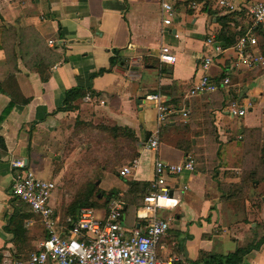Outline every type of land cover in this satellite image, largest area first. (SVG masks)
Instances as JSON below:
<instances>
[{
    "label": "crops",
    "instance_id": "0c3cea01",
    "mask_svg": "<svg viewBox=\"0 0 264 264\" xmlns=\"http://www.w3.org/2000/svg\"><path fill=\"white\" fill-rule=\"evenodd\" d=\"M163 1L174 8L168 25L161 22V0H0V117L12 101L0 120V264L4 253L15 258L27 256L15 252L12 235L3 229L11 212L9 161L25 160L26 165L31 163L35 168L41 140L64 116H76L84 107L105 121L131 129L136 137L132 144L137 166L127 176L119 173L112 177L115 180L107 186L104 176L99 175L95 181L103 192L115 191L113 197L122 200L121 222L126 231L140 224L135 213L144 193L140 185L130 190L128 182H149L155 158L178 164L187 154L185 139L168 134L184 119L180 116L169 117L166 123L170 127H159L155 150L143 146L146 133L156 128L153 103L144 99L146 94L161 93L171 105L187 101V131L197 128L198 112L213 107L222 152L220 168L227 170L224 163L230 159L232 180L264 184V67L231 72L228 53L215 59L207 71L215 81L225 75L231 81L227 88L205 94L215 96L213 104L202 95L182 97L197 79L203 39L209 33L215 38L221 23L235 33V38L248 24L246 10L237 7L227 12L217 5V0H208L205 9L196 0ZM260 1L235 0L246 6ZM256 40L258 51L264 55V21L258 26ZM162 45L174 54L172 65L158 63ZM111 58L118 61L111 65ZM71 89L80 94L64 104L65 92ZM232 101L239 105L251 102V107L241 116H231L227 108ZM84 115L88 113L84 111ZM233 117H240L235 127L237 134L226 144L227 135L221 133L232 132ZM168 182L174 187L172 194L178 203L171 211L161 210L162 217L157 215L169 218V227L155 248L158 259L172 257L203 264L210 256L222 257L248 247L237 264H264V196L257 212L247 209L248 223L232 210V217L240 221L230 225L223 222L218 205L214 206L216 187L207 171H196L193 162V171H183ZM50 203L60 215L51 200ZM104 206L105 202H101L89 207L100 213ZM35 218L38 222L28 219L25 223L27 231L39 223L42 232L33 251L45 234ZM224 228L232 241L228 250L222 241ZM26 241H34L29 232Z\"/></svg>",
    "mask_w": 264,
    "mask_h": 264
},
{
    "label": "built area",
    "instance_id": "2783aa9c",
    "mask_svg": "<svg viewBox=\"0 0 264 264\" xmlns=\"http://www.w3.org/2000/svg\"><path fill=\"white\" fill-rule=\"evenodd\" d=\"M217 5L227 12L245 9L248 24L231 45H224L207 34L203 39L202 53L197 61V79L182 95L183 99L197 97L230 86L229 75L212 79L207 73L215 59L229 53L231 72L264 67V55L257 49L256 28L264 21V0L256 3H237L235 0H217ZM194 4L191 3V7ZM161 22L168 25L173 18V6L161 0ZM176 37V34H173ZM157 61L161 65H172L175 56L166 45L159 47ZM88 96L86 95V98ZM144 99L153 103L156 128L149 133L143 146L155 150L158 144V129L170 116L185 118L188 110L184 104L171 105L161 93L144 95ZM251 107V102L239 105L232 101L227 108L231 116H241ZM11 180L8 187L10 198L26 206L41 223L45 232L38 241L36 251L29 252L25 258H15L4 253L2 264H189L176 258L158 259L155 248L169 227V218L157 216L158 211H171L178 203L172 191L173 185L168 179L183 171H193V158L184 155L181 163L163 162L158 158L153 162V178L141 197L136 210V219L140 222L129 231L122 226L123 202L120 198H109L100 213L97 209L82 206L71 222L70 217L62 219L51 206L50 199L55 183L42 179L26 168L21 160H10ZM133 158L119 173L127 176L137 166ZM184 188V187H183ZM170 193V194H169Z\"/></svg>",
    "mask_w": 264,
    "mask_h": 264
},
{
    "label": "rangeland",
    "instance_id": "374dc122",
    "mask_svg": "<svg viewBox=\"0 0 264 264\" xmlns=\"http://www.w3.org/2000/svg\"><path fill=\"white\" fill-rule=\"evenodd\" d=\"M201 97L208 99L211 104L214 103V95H202ZM176 103L178 106L184 104L187 108V101ZM213 110V107H211L210 110L198 112L195 120L197 123L196 129L186 130L185 120H188V116H186L177 123L175 126L177 129L169 131L168 134L174 139H178L180 136L185 139L188 145L185 147V152L192 156L195 170L207 171L215 182L217 197L213 202L214 206L218 205L220 208V217L223 222L231 225L240 221V219L235 220L232 217L231 211L233 210L237 211L239 215H243L241 219L243 223H248L247 209L253 208L257 212L259 205L262 203L260 199L264 196V184L243 179L232 180L234 174L230 159L224 163V167H228L227 170L220 168L222 152L220 142L217 139L218 136L215 133L216 128L213 123L215 114ZM84 111L88 113L87 116L84 115ZM88 111L84 107L78 111L79 114L76 116H64L49 136L41 140L39 153L36 155L39 162L36 166L37 169L31 163L26 165V168L33 171L36 176L55 183L54 201H52L53 195H51L50 200L58 209L62 219L65 218L66 211L71 203L87 195L90 186H93L92 190L94 191L101 190L99 184H95L99 175L100 177L104 176V186H107L115 180L112 177H118L120 169L127 166L128 162L134 158V144L124 138L111 139L104 128L116 125L105 121L100 116H96L94 112L89 113ZM239 118L233 117L230 119L233 127L230 134H225L224 131L221 133L227 135L225 138L226 144L234 140L237 134L235 127L238 126ZM227 126L224 124V127ZM218 144L219 147H217ZM106 193L98 201L95 200V193L93 192L88 201L95 202L97 205L106 199ZM14 204L21 208L23 212L28 213L27 208L21 203ZM196 205L199 207V202ZM160 212L158 211L157 215L162 217ZM28 214L30 215L29 219L38 222L33 215ZM27 232L31 234L34 241H26L24 250L22 249L23 246L20 248L14 247L15 252H20L19 254L23 256L35 249V241L42 236L39 223H36L33 229ZM227 235L228 230L224 228L222 241L226 250L232 243Z\"/></svg>",
    "mask_w": 264,
    "mask_h": 264
},
{
    "label": "trees",
    "instance_id": "16d2710c",
    "mask_svg": "<svg viewBox=\"0 0 264 264\" xmlns=\"http://www.w3.org/2000/svg\"><path fill=\"white\" fill-rule=\"evenodd\" d=\"M196 1L202 2L203 8L205 9L208 0H196ZM222 18L224 19L225 15ZM257 29L258 27L255 30V35H257ZM242 32L243 30H241L234 38L235 33L230 31L228 28L226 29L224 24L221 23V27L218 33L216 34L215 39L218 41H221L224 45H231L235 42L236 38ZM117 61H118L117 58H111L110 64L112 65L113 62H117ZM78 94L80 93L76 89H71L69 91H66L65 98H64V104L69 102L71 99L75 98ZM11 106H12V101H10L8 105L5 107V109L3 110L0 120L8 112ZM164 126L170 127L168 123H165ZM104 128L106 129L107 133L110 135L111 139L124 138L128 142H132V143L136 142V137L134 136V133L131 131V129H128L126 127H121V126H111V127H104ZM0 145H1V142H0ZM128 184H129L130 190H132V188L136 187L137 185H140V187L144 190V193H145L149 185V182L138 183L135 181H130L128 182ZM92 189H93V186H90L87 191V195L84 198L77 199L76 201L71 203V205L69 206V211L66 214L69 215L71 222L75 221L76 214L78 213L79 209L82 206H95L96 205L95 202L93 203V202L88 201L91 195H93V192L95 193L94 194L95 200H100L105 195V193L102 190L94 191ZM96 194H99V195L97 196ZM113 196H115V194H113L112 191H108L106 193V199L102 201V203L104 202L106 203V201L110 197H113ZM9 200H10L9 203H10L11 212L6 217V224L3 226V229L12 235V242L15 244L16 248L18 247L20 248L21 246H23L22 249L24 250L26 247V240H27V230L25 228V223L27 219L30 218V215L28 213H30L34 217L36 216L33 213H31L28 206H26L25 204L19 201H16L14 198H10ZM14 203H21L22 205H24L27 208L28 213L23 212L22 209L17 207V205H15ZM247 251H248V247L245 249L244 248L235 249L234 251L223 255L222 257L210 256L207 260L203 262V264H237L240 261L241 256L245 254ZM19 253L20 252H17V254Z\"/></svg>",
    "mask_w": 264,
    "mask_h": 264
},
{
    "label": "water",
    "instance_id": "95a60500",
    "mask_svg": "<svg viewBox=\"0 0 264 264\" xmlns=\"http://www.w3.org/2000/svg\"><path fill=\"white\" fill-rule=\"evenodd\" d=\"M140 102V99H137L136 100V103H139ZM148 136H149V133H146V135H145V140L148 138ZM24 163H25V160H24ZM115 191H113V193H114ZM170 194V193H169Z\"/></svg>",
    "mask_w": 264,
    "mask_h": 264
}]
</instances>
